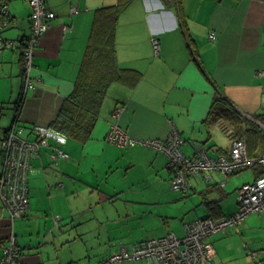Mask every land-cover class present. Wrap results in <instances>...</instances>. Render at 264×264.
Wrapping results in <instances>:
<instances>
[{"label": "crops", "instance_id": "crops-1", "mask_svg": "<svg viewBox=\"0 0 264 264\" xmlns=\"http://www.w3.org/2000/svg\"><path fill=\"white\" fill-rule=\"evenodd\" d=\"M116 1L45 0L55 18L34 53L30 89L22 82L20 48L0 51V140L20 93L21 126L49 127L56 119L74 88L94 11ZM178 1L133 0L120 14L117 63L141 79L134 88L108 87L89 139L68 138L58 146L67 158L51 166L53 142L39 151L28 180V213L12 224L0 206V258L11 224L18 264H97L121 247L131 251L169 233L182 237L185 225L236 210L235 191L256 179L253 169L251 179L237 182L231 177L237 173L212 172L209 180L198 174L188 179L186 192L173 191L169 159L144 143L164 141L176 131L184 141L182 154L216 158L236 139L222 129L223 119L207 121L216 96L243 116H264V0ZM7 9L16 25L0 37L21 42L30 32L27 1L10 0ZM210 33L215 40L208 39ZM112 125L126 133L128 145L105 142ZM261 147L259 141L250 152ZM206 243L212 264H264V215L250 214L239 228H226Z\"/></svg>", "mask_w": 264, "mask_h": 264}, {"label": "built area", "instance_id": "built-area-1", "mask_svg": "<svg viewBox=\"0 0 264 264\" xmlns=\"http://www.w3.org/2000/svg\"><path fill=\"white\" fill-rule=\"evenodd\" d=\"M10 0H0V32L9 26L16 25V21L10 17L7 4ZM30 13V32L21 42L4 40L0 37V51L20 48L23 64L24 84L26 88L33 87L31 70L33 68L34 53L39 45L41 37L49 30L55 14L47 7L45 0H26ZM216 35L210 33L208 39L215 40ZM155 55L159 52L158 41H153ZM263 73H259L262 75ZM121 109L115 108L113 118H118ZM252 124L261 130L262 149L258 157L249 156L245 142L235 139L226 155L210 158L206 153L200 152L192 156H185L180 152L183 140L173 131L164 141H146L144 144L159 152L164 153L169 159L172 169L171 189L186 192L189 187L188 179L191 176L202 174L205 180L210 179V173L218 172L223 176H229L240 170L248 168L264 167V119L246 117ZM35 140L27 141L21 137V129L12 125L5 132L1 148L3 150V169L0 181V201L9 215L10 223L19 218L28 209L26 193L27 173L30 167V159L37 154L39 147L48 145L49 140L63 144L65 139L62 134L49 128L35 126ZM106 140L117 146L124 147L131 142L129 137L118 125H112ZM52 159L58 157L67 158L61 150L54 151ZM237 209L229 215L220 218L206 217L197 219L185 225V235L176 236L169 233L160 238H153L137 244L131 251L124 248L100 261L97 264H114L120 261L145 260L147 264H212V258L208 250L206 240L215 234L223 232L226 228L237 229L243 219L250 214L264 215V175L256 178L251 183H246L236 190ZM7 245L0 264H18L20 249L12 230V224L7 236ZM78 264V263H71Z\"/></svg>", "mask_w": 264, "mask_h": 264}, {"label": "trees", "instance_id": "trees-1", "mask_svg": "<svg viewBox=\"0 0 264 264\" xmlns=\"http://www.w3.org/2000/svg\"><path fill=\"white\" fill-rule=\"evenodd\" d=\"M132 1L133 0H117L116 3L112 6H104L94 11L93 24H92L89 40L78 70L77 77L74 82V88L72 92L67 96V98L63 101V104L59 109L56 119L49 126V128L62 134L64 136L65 141L63 144H59L54 140H49L48 145L39 147L37 154L30 159V167L27 173L28 191L26 193L28 209L25 212V214H23L19 218H15L12 221V224L14 223L15 220L22 219L29 211L30 193H29L28 180H29V175L33 169L32 163L35 159L39 157V151L42 148H49L50 147L49 143L53 142L55 146L52 147L53 151H51V153L49 154V158H50L51 166H55L57 164L58 158H62V157H58L56 158V160H54L52 159L51 155L56 153L54 151H56L57 149L61 150L60 148H58V146L64 145L68 138L80 142H84L87 139H89L93 126L99 117V110L101 104L105 98L107 89L111 84L120 83V84H124L129 88H134L139 83L141 79L140 73L132 69L120 67V65L117 63L116 53H115V31L117 27V20L120 14L127 8V6ZM177 2L179 1L177 0ZM22 79L25 90L23 64H22ZM22 98H23V94L20 93L18 98L11 103V106L15 112V116L13 117L10 126L5 132H7L12 125H16L17 128L21 129V137H23L29 142H32L35 140L36 137L34 132L35 126L25 127V126H21L18 123V113L22 104ZM255 117L259 119H264V116H255ZM218 118L223 119V121L226 123V124L224 123L222 124V129L224 131H227L229 137H234L236 139L244 140L247 148V153L249 156L258 157L260 155L261 150L258 153H252L250 151H254L255 146L259 144V141H262L263 136L261 134V130L258 129L254 124H252L246 118V116L241 115L235 109L233 104L227 98L222 96H216L214 98L210 108V112L207 117V121L216 120ZM24 128H28V134H26ZM3 136L1 137L0 140V158H1L0 181H1V175L3 169V165H2L3 150L1 148V142ZM105 142L109 143L106 140V137H105ZM112 145L117 146L115 144ZM63 153L67 155L65 152ZM251 170L254 177L256 178L264 175V167H258V168L255 167V168H251ZM240 171L235 173H239ZM210 204L211 203H208L207 205L210 206ZM212 204L216 205L215 202H212ZM0 206L2 207V209H5L1 201H0ZM212 207L213 206L210 207L211 208L210 210H214ZM236 209H237V204H236ZM207 217H212L217 219L223 217V215L216 217L213 216H207ZM203 218L206 217H202L199 219H203ZM5 242L7 245V241ZM6 245H4V249ZM20 253H19V257H20ZM137 261L140 260L120 261L116 263L137 262ZM71 263H75V262H71Z\"/></svg>", "mask_w": 264, "mask_h": 264}, {"label": "rangeland", "instance_id": "rangeland-1", "mask_svg": "<svg viewBox=\"0 0 264 264\" xmlns=\"http://www.w3.org/2000/svg\"><path fill=\"white\" fill-rule=\"evenodd\" d=\"M242 141H244V140H242ZM251 174H252L251 173V168H248V169H245V170H243V171H241V172H239V173H237V174H235V175H233L231 177L237 182V181H242V180H245V179L248 180V178L251 179Z\"/></svg>", "mask_w": 264, "mask_h": 264}]
</instances>
